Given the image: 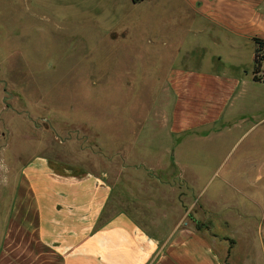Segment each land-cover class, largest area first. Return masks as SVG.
Instances as JSON below:
<instances>
[{
  "label": "rangeland",
  "instance_id": "374dc122",
  "mask_svg": "<svg viewBox=\"0 0 264 264\" xmlns=\"http://www.w3.org/2000/svg\"><path fill=\"white\" fill-rule=\"evenodd\" d=\"M159 2L157 13L158 0H0V207L22 164L44 155L58 171L101 175L111 185L104 216L126 211L161 241L184 223L204 227L205 208L211 218L223 210L237 238L236 207L260 211L264 82L249 77L250 48L230 69L233 109L246 116L200 129L219 133L171 136L172 66L217 62L172 47L175 15Z\"/></svg>",
  "mask_w": 264,
  "mask_h": 264
},
{
  "label": "crops",
  "instance_id": "0c3cea01",
  "mask_svg": "<svg viewBox=\"0 0 264 264\" xmlns=\"http://www.w3.org/2000/svg\"><path fill=\"white\" fill-rule=\"evenodd\" d=\"M165 1L178 26L172 47L212 53L217 62L207 69L203 65L210 60L201 56V67L172 66L165 82L174 98L169 133H219L223 127L200 129L225 116H246L233 109L239 79L230 69L246 47L253 63V38L264 40V0ZM263 66L264 60L260 72ZM251 70L249 77L257 82ZM12 197L9 207H0V264H264V205L251 215L236 207L241 235L233 243L225 233L231 221L220 216L223 210L211 218L206 208L200 216L204 227L184 223L161 241L126 211L104 216L111 185L101 175L58 171L44 155L22 164Z\"/></svg>",
  "mask_w": 264,
  "mask_h": 264
},
{
  "label": "trees",
  "instance_id": "16d2710c",
  "mask_svg": "<svg viewBox=\"0 0 264 264\" xmlns=\"http://www.w3.org/2000/svg\"><path fill=\"white\" fill-rule=\"evenodd\" d=\"M133 3H137L143 0H131ZM256 48L253 54V80L257 82H264V74L261 76H257V74L261 70V64L262 61L264 60V40L260 38H253Z\"/></svg>",
  "mask_w": 264,
  "mask_h": 264
}]
</instances>
